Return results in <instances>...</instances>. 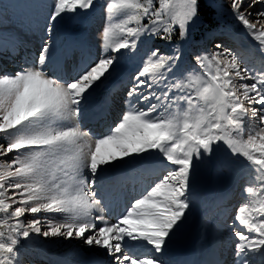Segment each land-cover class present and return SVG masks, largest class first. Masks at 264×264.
<instances>
[{
  "label": "snow or ice",
  "instance_id": "snow-or-ice-1",
  "mask_svg": "<svg viewBox=\"0 0 264 264\" xmlns=\"http://www.w3.org/2000/svg\"><path fill=\"white\" fill-rule=\"evenodd\" d=\"M96 3L51 0L35 56L11 73L0 70V264H24L22 240L33 234L78 240L103 250L110 264H165L191 210L192 178L222 146L248 169L250 198L230 226L235 264L264 257V65L250 66L223 42L196 55L195 67L183 64L173 38L186 41L209 23L202 0H103L99 56L65 73L55 58L58 42L77 41L59 29ZM228 7L264 55V0H228ZM141 37L171 51L145 49L138 71L122 81L118 119L85 143L88 101ZM110 108L106 98L94 118L106 119ZM156 165L160 177L109 223L98 195L105 177L119 169L130 178Z\"/></svg>",
  "mask_w": 264,
  "mask_h": 264
},
{
  "label": "rangeland",
  "instance_id": "rangeland-1",
  "mask_svg": "<svg viewBox=\"0 0 264 264\" xmlns=\"http://www.w3.org/2000/svg\"><path fill=\"white\" fill-rule=\"evenodd\" d=\"M102 3L103 0H97L95 8L90 10L83 19L75 23L65 22L59 29L65 33H70L76 39H79L80 33L85 38V42L82 43L84 48L79 47L76 50V46L66 44L63 39L58 42L55 58L56 60L60 59L59 66L63 68L64 72L67 65L60 58L61 51H64V56H71L70 63L74 61L80 63L90 54H92L90 57L92 59L99 56L100 33L106 23ZM212 3L217 7L223 23L210 21L195 31L192 37L186 41H180L178 36L173 38V43H178L181 47L183 64L188 67H195L194 58L196 55L211 51L216 43L223 42L229 50L244 55L250 66L259 68L264 65V55L260 53L257 42L247 34L242 24L231 15L228 0H212ZM50 4L51 0H0V70L11 73L18 70L26 58L31 59L35 56L40 43L31 45V43L26 42L22 44L17 41V37L23 33L27 34L26 29L30 28V21L35 20L36 17L43 21L44 25V18L48 14ZM108 21L115 22L110 16ZM88 40L94 44L90 45ZM69 47H72L70 48L71 53L67 54ZM147 47H159L163 52L169 53L172 46L159 39H150L145 42L144 38L141 37L136 52L132 56L121 59L116 76L114 75L110 81L97 90L84 109L87 116L96 112L95 108L99 105L98 103L102 102L101 104H103L106 98H111L112 108L110 109L112 111L109 110L108 117L102 119L99 125L89 124L86 119L81 121V130L90 133L85 143H93V137L96 134L100 135L105 132L108 126L118 119L122 110L120 98L125 91L121 87L122 81L130 78L138 71ZM29 49L35 50V53ZM69 68L67 69L68 72L72 67ZM213 161L214 163L201 166L192 178L191 210L187 214V221L182 230L169 245L168 251L163 257L165 264L176 263L178 251L187 247L188 236L196 224L198 232L196 251L208 252V256L210 249L221 244L224 249L225 261L220 264H235V237L230 226L235 220L237 208L245 205L250 198L249 194L245 192V187L248 186L246 180L248 169L239 161H234L224 146L216 152ZM2 162L3 158H0V163ZM3 170L0 168V172ZM121 172L122 170L117 169L108 175ZM133 174L135 175L134 180H132L133 175L125 181L110 183L106 180L107 175L103 181L104 187L98 192V195L104 194L102 204L107 207L102 215L109 220V223H114L116 217L122 213L116 216L112 215V212L110 214L109 204L117 203L123 196L129 204L132 199L141 194L142 189L160 177L161 166L156 165L149 169L134 171ZM36 215L39 217L41 214ZM31 218V216H27V220H31ZM235 227L240 228L241 226L236 224ZM20 252L24 264H49L48 259L52 258L60 262L59 264H83L84 261H99L101 264H110V260L103 254V250L95 247L90 248L75 239L67 241L60 238H44L33 234L31 239L22 240ZM251 264H264V257L254 255L251 258Z\"/></svg>",
  "mask_w": 264,
  "mask_h": 264
},
{
  "label": "bare ground",
  "instance_id": "bare-ground-1",
  "mask_svg": "<svg viewBox=\"0 0 264 264\" xmlns=\"http://www.w3.org/2000/svg\"><path fill=\"white\" fill-rule=\"evenodd\" d=\"M38 9V8H37ZM32 16V15H31ZM34 16V15H33ZM32 19V18H31ZM43 21H41V20H39L37 17L35 18V20H33L32 19V22L30 21V23H29V27L30 28H28V29H26L27 30V34H20L18 37H17V41H19V42H21L22 44L23 43H26V42H29V43H31V45H33V43L34 44H38V43H41V38L42 37H44V34L42 33V31H41V29H42V27H43V23H42ZM25 32V31H24ZM70 34V33H69ZM15 37V38H16ZM76 43H73V45L74 46H76V48H75V50L76 49H79V47H83L84 48V46L82 45V43L83 42H85V38H84V35L82 34V33H80V35H79V39H76ZM88 43L90 44V45H93L94 43L92 42V41H90V40H88ZM59 44V43H58ZM13 45H15V44H13ZM24 46H27L26 44H24ZM30 47V46H29ZM31 47H33V46H31ZM70 48H72V47H69L68 48V51H67V54H70L71 53V50H70ZM61 49V48H60ZM63 50V49H62ZM29 51H32L33 53H35V50H32V49H29ZM73 52H74V50H73ZM92 56V54H90L89 55V57H85L83 60H87V59H89L90 57ZM60 58L63 60V62H66V69H65V73H70L71 71H72V69L75 67V66H77V65H79L80 63H78L77 61H74L73 63H70V61H69V59L71 58V56H64V51H61V54H60ZM58 62L60 61V59H58L57 60ZM16 66V65H15ZM14 67V66H13ZM68 67H72L71 68V70L68 72L67 71V69H68ZM65 68V67H64ZM69 68V69H70ZM116 76V75H115ZM110 81V80H109ZM104 98V97H103ZM99 100V99H98ZM116 100V99H115ZM99 104V103H98ZM97 105V104H96ZM112 108V107H111ZM111 110V109H110ZM115 110V109H114ZM90 111V110H89ZM112 111V110H111ZM88 112V111H87ZM86 113V112H85ZM95 115L96 114H93V113H91V114H89V115H85V117H84V119H86V120H90V122L91 123H95L96 121H97V119L96 118H94L95 117ZM86 131V130H85ZM97 135V134H96ZM88 139V138H87ZM159 168V167H158ZM160 174V173H159ZM134 174H132V176H133ZM139 176V175H138ZM120 178V180L121 181H125L126 179H130V178H125L124 176H123V174H122V172L121 173H116V174H114V175H108L107 177H106V180H111V181H115L116 179H119ZM135 179V175H134V178H132V180H134ZM109 193H111V192H109ZM109 195H112V194H109ZM110 205V209H109V213L111 214V212H112V215H118V214H120L122 211H123V209L125 208V206L126 205H128V202L127 201H125V198H124V196L117 202V203H110L109 204ZM109 207V206H108ZM27 249V248H26ZM38 252V251H37ZM23 254V253H22ZM41 254V253H40ZM207 254H208V252H205V253H200V252H198V251H196V249L195 250H193V251H191V250H189L187 247H183V248H181L179 251H178V254H177V257H178V259L176 260V263L175 264H195L196 262H197V259L198 258H207ZM39 256V255H38ZM40 257V256H39ZM41 257H42V255H41ZM54 261H52V259H51V263H53ZM198 262H199V260H198ZM60 263V262H59ZM59 263H56V264H59ZM99 264H101V263H99Z\"/></svg>",
  "mask_w": 264,
  "mask_h": 264
},
{
  "label": "trees",
  "instance_id": "trees-1",
  "mask_svg": "<svg viewBox=\"0 0 264 264\" xmlns=\"http://www.w3.org/2000/svg\"><path fill=\"white\" fill-rule=\"evenodd\" d=\"M216 10L217 7L214 3H212V0H202V13L204 14L207 21H212V23H223V19L219 16L220 13L218 12V10Z\"/></svg>",
  "mask_w": 264,
  "mask_h": 264
},
{
  "label": "water",
  "instance_id": "water-1",
  "mask_svg": "<svg viewBox=\"0 0 264 264\" xmlns=\"http://www.w3.org/2000/svg\"><path fill=\"white\" fill-rule=\"evenodd\" d=\"M196 241H197V224L194 226L193 230L191 231L188 237V245L190 250H194L196 248Z\"/></svg>",
  "mask_w": 264,
  "mask_h": 264
}]
</instances>
